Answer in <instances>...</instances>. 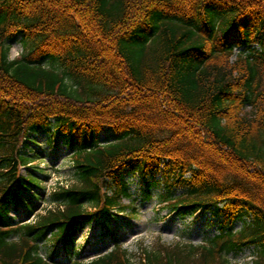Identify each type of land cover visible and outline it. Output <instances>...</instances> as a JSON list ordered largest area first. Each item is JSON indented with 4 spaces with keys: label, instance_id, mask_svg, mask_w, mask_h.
Instances as JSON below:
<instances>
[{
    "label": "trees",
    "instance_id": "16d2710c",
    "mask_svg": "<svg viewBox=\"0 0 264 264\" xmlns=\"http://www.w3.org/2000/svg\"><path fill=\"white\" fill-rule=\"evenodd\" d=\"M39 132L72 149L76 182L14 222L35 207L22 168ZM129 172L169 211H213L219 233L134 260L108 224ZM89 223L114 247L72 264H233L249 247L264 264V0H0V264H64Z\"/></svg>",
    "mask_w": 264,
    "mask_h": 264
},
{
    "label": "rangeland",
    "instance_id": "374dc122",
    "mask_svg": "<svg viewBox=\"0 0 264 264\" xmlns=\"http://www.w3.org/2000/svg\"><path fill=\"white\" fill-rule=\"evenodd\" d=\"M23 52L24 45L18 38L12 43L10 58H18ZM101 137L105 143L108 135L102 133ZM24 151L33 160L22 168V173L24 175L32 173L37 177L36 186L25 193L32 197L30 201L34 202L35 207L30 215V211L20 204L11 212L14 222L31 221L38 213L55 207V203L49 200L51 193L76 182L71 159L73 151L63 140L55 141L47 132L31 134ZM126 178L133 194L132 199L125 201L130 207L126 212L119 213L116 219H111L108 224L116 234L118 242L128 250L134 260L140 259L146 249L173 247L177 243L201 244L219 233L222 218L213 211L200 210L185 215L169 211L163 208L159 201L158 188H153L151 197L147 198L146 185L137 172H129ZM180 193L181 191L177 192ZM246 221H238L235 230H240ZM73 240L68 251L60 245L59 258L64 264H72L74 260L93 259L114 247V242L109 234L105 233V228L101 224H85ZM42 244L44 245L42 254L47 256L53 243L48 241ZM256 255L255 248L249 247L240 252L230 253L228 258L233 264H248Z\"/></svg>",
    "mask_w": 264,
    "mask_h": 264
}]
</instances>
